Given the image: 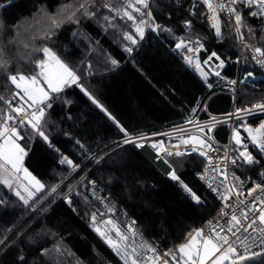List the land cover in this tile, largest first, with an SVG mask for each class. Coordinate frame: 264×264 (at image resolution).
Segmentation results:
<instances>
[{
	"label": "trees",
	"instance_id": "16d2710c",
	"mask_svg": "<svg viewBox=\"0 0 264 264\" xmlns=\"http://www.w3.org/2000/svg\"><path fill=\"white\" fill-rule=\"evenodd\" d=\"M66 2L70 0H0L3 5L0 7V24L3 25L0 28V49L4 52L2 58L9 60L8 70H0V95L11 99L15 92L14 86L6 80L9 73L19 70L29 74L33 69L22 58L28 50L9 41H26L33 34L30 26H34L35 32H42L43 23H36L40 9L45 7L49 13H55ZM195 2L150 0L155 23L172 29V33L146 30L145 38L134 46L131 54L124 51L127 41L121 38L120 32L112 28L106 31L105 22H97L99 16L93 19L81 17L78 24H63L50 41H34L37 47L45 44L51 47L75 67L82 77L81 83L107 113L93 104L80 88L72 86L61 94L64 99L56 100L47 110L48 123L43 129L48 135L47 141L30 129L21 130L24 139L19 143L27 153L23 165L45 185V189L38 194L37 201L29 202V206L0 184V239L7 237L5 244L0 245V264H76V259L83 264H119L90 232L83 198L72 193V206L64 199L58 200L61 193L73 184V178L35 211L50 196L52 186H61V180L73 174L69 165H61V155L82 166L78 174L89 171L88 180L96 181L116 205L124 208L139 230L160 244L163 254L185 242L188 232L206 229L208 221L217 218L222 205L194 176L203 165L202 157L197 154L184 157L178 173L201 197L203 203L197 204L176 181L166 177L145 152H139L134 145L123 148L115 145L125 137L117 123L129 135L173 127L190 117L193 109L200 107L210 96L206 110L215 115L226 114L230 111L231 97L219 94L228 88L217 85L232 80L237 67L236 108L250 107L264 100V80L257 78L260 70L251 60V51L244 47V43H238L230 26L222 28L224 39L218 40L205 22V7L198 4L194 10L197 14H192ZM241 10L248 12L246 8L241 7ZM103 14L110 13L101 9L100 15ZM221 19L226 20L224 14ZM186 20L192 21L191 28L185 26ZM245 20L256 33L250 36L243 29L245 41L264 47V40H261L264 18L245 15ZM114 23L122 30L132 31L130 21L117 18ZM178 37L201 39L207 49L201 52V61L213 51L225 60V67L220 70L223 79L213 74L211 83L216 88L208 90L190 70L183 55L175 50ZM109 56L118 61V67L105 63ZM88 64L92 65L91 74L87 70ZM6 108L7 105L0 101V109ZM261 118L247 123L256 124ZM227 133V127L223 126L215 135L224 143ZM249 147L258 157V163L241 166L238 162L237 166L255 175L264 171V161L254 147ZM73 208L77 211L74 212ZM54 245H60L64 254L53 251L48 256H41V249H52ZM65 250H71L75 258ZM21 255L25 257L23 262L19 259Z\"/></svg>",
	"mask_w": 264,
	"mask_h": 264
},
{
	"label": "snow or ice",
	"instance_id": "6c2138e0",
	"mask_svg": "<svg viewBox=\"0 0 264 264\" xmlns=\"http://www.w3.org/2000/svg\"><path fill=\"white\" fill-rule=\"evenodd\" d=\"M200 3L206 6V18L210 21L216 38L222 41L225 35L222 28L230 26V29L235 31L237 38L244 43V47L252 52L251 59L264 67V47L247 43L244 31H242L246 29L250 36H255V30L246 22L245 15L264 18V0H196L192 5L193 15L197 14L194 10ZM241 6L248 9V12H242ZM101 9L107 10V13L110 14L100 15ZM221 13L224 14L226 20L221 19ZM98 16L97 22L99 23L100 20L105 22L106 31L108 28H112L120 32L121 38L127 41L124 51L128 54H131L134 46L145 38L146 30L172 33V29L155 23L150 0H70V2L61 4L55 13H49L45 7L40 9L36 23H43L42 32H35L34 26H30L33 29V34L26 41H9L11 44H20L28 50L22 58L32 65L33 69L29 74L19 70L9 73L6 80L14 86L16 91L12 93L11 99L0 95V101L7 105L6 109H0V184L14 190L15 195L23 201L24 205L30 206V201H37L38 194L44 191L45 185L23 167V158L27 153L25 147L18 142L24 139L21 130L31 128L33 133L47 141L48 135L43 130L48 123L47 110L53 107L56 100L64 99L61 94L66 88L72 86L80 88L93 104L107 113L96 97L81 83L82 77L75 67L62 59L51 47L46 44L37 47L34 41L37 39L50 41L56 35V30L60 29L63 24H78L81 17L93 19ZM117 18L126 22L130 21L132 31L122 30L119 25L114 23ZM184 24L187 28H191L192 21L186 20ZM2 27L3 25L0 24V28ZM28 30L25 29V31ZM73 35H77V33H73ZM261 40H264V36H261ZM175 50L183 53L184 61L189 66H193L205 81L209 75V72L204 70L205 66H208L215 76L221 77L220 70L225 67V60L213 51L201 61V52L207 51L201 39L178 37ZM33 53L40 55L34 56ZM3 56L4 52L0 49V70L7 71L9 60L3 59ZM109 62L113 67L119 66L118 61L110 56L105 59V63ZM87 70L91 74V64L87 65ZM248 76H251V73H248ZM221 78L223 79V77ZM228 83L235 85L237 81L229 80ZM208 87L211 88L212 85L209 84ZM13 100L16 101L15 104L12 103ZM64 102L71 103L68 100H64ZM254 111L264 112V100L253 103L250 107L237 108L234 113L226 115L229 118L235 116L239 121L243 118L242 114L252 115ZM108 115L110 119L114 120L111 114ZM225 122L217 120L215 117L211 118L210 123L203 125L197 122L196 127L201 135L188 134L178 137L184 150H180V145L173 146L175 151L169 150L164 147L163 141L150 144V147L156 150V158L167 167L166 174L171 180L176 181L197 204L203 203L201 197L184 182L178 173L183 167L185 156L195 153L203 157L206 164L197 175L213 193L217 194L222 202L217 216L221 219L228 217L224 224L215 221V218L209 220L206 226L207 231L204 228H198L188 232L185 242L179 244L176 249H170L160 255L156 248L143 241L142 234L136 228L134 220L122 224L113 219L115 208L106 203L107 197L98 194L94 180L81 177L77 183L83 185L87 182L92 185L91 196L95 201L104 205L106 211L102 212L99 209L90 211L92 201L79 193L75 185L68 187V194L64 196V200L69 206H72L71 194L75 192L82 196L86 209L84 215L88 218L89 227L112 250L122 264H169V261L172 264H225L226 261L229 264H247L248 261L264 257V171L259 172L260 182H252L250 187L244 189L245 182L241 181L234 171L230 172L228 167L229 164L236 166L238 162H241V166L258 163L249 151L247 144L244 143L239 129L243 127L251 138L253 146L258 147L260 152L264 153V122H261L256 128L247 123L237 125L232 132V143L235 147L231 150L226 149L222 157L214 158L209 153L219 151V149L214 147V137L211 133L215 125ZM188 123H193V121L189 119ZM117 127L125 135V144H135L139 148L145 146L139 141L147 140V137L141 135L134 140L118 123ZM179 131L185 132L184 129H179ZM163 135L169 134L164 133ZM230 151L236 155L230 156ZM169 157L179 159L170 160ZM60 163L69 165L72 172L80 169V165L74 164L67 157L61 159ZM66 179L68 178H63L61 183H64ZM59 187L60 185L52 186L48 194L57 192ZM20 189H23V193L27 195H24ZM233 200H235V204L230 203ZM257 204L260 207H257ZM73 211L77 210L73 208ZM237 211H239V215ZM250 214L253 217L251 219ZM245 221L247 223H244ZM249 230L257 235L250 236ZM8 231L11 232L12 229ZM138 237H141L139 242ZM6 239L7 237L0 239V245H4ZM238 246L243 248L242 253L238 250ZM254 247H259L260 250L253 251ZM53 251L61 255L64 254L60 245H54L52 249H41L40 254L48 256ZM65 251L69 256L75 258V254L71 250ZM148 252L151 255H146ZM19 259L23 262L25 257L21 255ZM76 264H83V262L76 259ZM261 264H264V260L261 261Z\"/></svg>",
	"mask_w": 264,
	"mask_h": 264
},
{
	"label": "built area",
	"instance_id": "2783aa9c",
	"mask_svg": "<svg viewBox=\"0 0 264 264\" xmlns=\"http://www.w3.org/2000/svg\"><path fill=\"white\" fill-rule=\"evenodd\" d=\"M196 1V0H195ZM201 5H203L202 3H200ZM204 6V5H203ZM206 9V6H204ZM242 7V6H241ZM243 8V7H242ZM206 13H207V9H206ZM223 13H221L220 15L222 16ZM205 18V22L207 23L208 26L211 27L210 21L206 18V14L204 16ZM212 29V28H211ZM213 31V29H212ZM238 43L241 44L243 43L240 39H238ZM248 43V42H247ZM252 45L256 46V43H249ZM239 55H240V51H239ZM239 55H238V59L237 62L239 61ZM252 56V52L250 54ZM252 60V59H251ZM252 62H254V64H256L257 68H259L260 73L258 75V78L260 80H264V67L260 66L259 64H257L255 61L252 60ZM190 70L194 72V74L199 78V80L205 84V86L207 87L208 90H213L214 88H216L217 86H223L228 88V91H220L218 92L219 94H226L227 96L231 97L232 100V104L230 107V111L227 112L228 113H234L236 108V99H237V87H238V82L235 85H231L228 83V81L224 82V83H220L217 86H213L212 85V79H213V73L210 69L207 68V66L204 67V70L209 72L207 81H205V79L203 77H201V75L199 74V72H197L195 70V68L193 66H189ZM238 68V67H237ZM236 68V72H235V77L232 80H236L238 81V69ZM211 84L212 87H208V85ZM211 97V96H210ZM208 97L206 99V101L203 102V104L198 107L197 109H195V112L188 117L184 122L173 126V127H168V128H164V129H160L157 131H153V132H146V133H140V134H136V135H129L132 139H136L137 137L143 135L145 137H147V140H143V141H139L140 143H143L145 146L142 148H139V152H145L148 156V158L153 162V164L156 165V167L166 176L169 177L166 172H167V167L156 158V150H154L152 147H150V144L155 142V143H159L161 141H163L164 147L168 148L169 150H173L175 151L176 149L173 147L175 145H180V139H178V137L181 136H186L188 134H193V135H201L198 132V129L196 127V123L198 122L199 124L203 125L205 123H210L211 122V118L215 117L217 120H221V121H226L225 123H220L215 125L213 132L211 133V135L214 137V147L219 149V151H213L210 152L209 155H211L214 158H219L222 157L224 154V151L226 149L231 150L232 148V131L234 128V125L238 122H243V121H248V120H252V119H257V118H261L264 117V112H259V111H254V113L252 115H248V114H242V120H236L235 116L232 117H228L226 114H220V115H215V114H211L208 112V110H206V104L208 99L210 98ZM191 119L193 121V123H188V120ZM226 126L228 133L227 135V141L226 142H221L219 141V139L216 137V132L220 127ZM32 130L31 128H27ZM179 129H184L185 132H181L179 131ZM24 130V129H22ZM164 133H167L169 135H163ZM36 135V134H35ZM37 136V135H36ZM125 137L121 138V140H119L117 143H115V145H120L119 148H123V147H127V146H132L135 144H125L124 143ZM247 146H251L248 145ZM255 151L261 156V159L264 161V153H261L259 148L256 146H253ZM180 150H184V146L180 145ZM195 154V153H193ZM192 154V155H193ZM230 156H233V152L230 151L229 152ZM64 157H66L65 155H61L60 161L61 159H63ZM186 157V156H185ZM169 158H175V157H169ZM202 162L203 165L201 167V169L197 172L200 173L204 167V165L206 164L205 159L202 157ZM62 165V164H61ZM84 166V165H83ZM230 172L234 171L235 174L240 178L241 181H244V189H247L248 187H250L252 185V182H260L261 178L259 176V173H256L255 175H253L252 173H250L249 171H245L244 169H240L237 165L236 166H232V165H228ZM82 169V166H80V169H78L76 172H73V174L66 179L65 183H62V185L57 189V191H59L61 188H63V186L68 182V180L72 179L74 182L71 186L75 185L77 188V191L81 194H83L84 196H87L88 199L90 201H92V207L91 210H96L99 209L100 211H106V209L104 208V205H102L99 201H95L93 199V197L91 196V190H92V185L87 184V182H85L83 185L78 184L77 182L80 181L81 177H86L88 180V172L84 173V174H78L79 171ZM261 172V171H260ZM197 173L194 175L197 180L200 182V184L203 186V188H205L217 201L222 205L221 200L218 198L216 193H213L206 185L205 182L201 181L197 175ZM170 178V177H169ZM90 180V179H89ZM96 182V181H95ZM96 189L98 191V194L102 197H107L106 203H109L111 206H114L115 208V215L113 216V219L118 220L119 222H121L122 224L124 223H130L131 221H133L134 219L130 217V214L122 207H119L118 205H116L115 200L108 194H106L105 192H103L104 190L98 185V183L96 182ZM62 195L60 196V198L58 200L64 199V196L66 194H68V189L66 191H64L63 193H61ZM75 196L78 197H82L81 195H77L75 192L73 193ZM243 198V197H241ZM251 199V198H249ZM230 203L235 204V200L230 201ZM244 207V206H242ZM257 207H260L259 204H257ZM230 211V210H228ZM237 214L239 215V211H237ZM253 218L250 214V219ZM228 219V217H225L224 219H221L220 217L217 216V218L215 219V221H218L220 224H224L225 220ZM214 221V222H215ZM244 223H247V221H245ZM136 228L139 230V228L137 227V225H135ZM88 228L90 230V232H92L102 243L103 245L106 246V248L110 251V253L114 256V258H116V260L119 262V264H122V262L118 259V257H116L114 255V253L112 252V250L97 236V234L89 227L88 224ZM205 231H207V227L205 229ZM139 232L142 234V239L143 241H146L148 244H150L152 247L156 248L158 254L163 255V252L161 250L160 244L156 243L155 240H151L149 238H147L142 232L141 230H139ZM249 235L250 236H255L257 235V233L252 232L251 230H249ZM141 239V237H138L137 240L139 242V240ZM234 239V238H233ZM238 250L242 253L243 252V248L238 246ZM253 251H259V247H254L252 249ZM146 255H151L150 252L146 253Z\"/></svg>",
	"mask_w": 264,
	"mask_h": 264
},
{
	"label": "rangeland",
	"instance_id": "374dc122",
	"mask_svg": "<svg viewBox=\"0 0 264 264\" xmlns=\"http://www.w3.org/2000/svg\"><path fill=\"white\" fill-rule=\"evenodd\" d=\"M210 27V26H209ZM211 28V27H210ZM214 32V31H213ZM215 35V34H214ZM182 55H183V53H181ZM183 58V57H182ZM258 78V77H257ZM259 79V78H258ZM237 89H238V87H237ZM194 113V112H193ZM253 120V119H252ZM261 122H264V117H262L261 119H259V121L256 123V124H251V123H247V121L245 122V121H241L240 123L238 122V123H236L235 125H234V128H236L237 127V125H240V124H244V123H247V124H249L251 127H253V128H256V127H258L259 126V124L261 123ZM233 128V129H234ZM240 134H241V137H242V139H243V141H244V143L245 144H248V145H252V147H253V144H252V142H251V138L248 136V133L247 132H245L244 131V129H243V127H241L240 129ZM233 132V131H232ZM231 135H232V133H231ZM235 147V145L232 143V149ZM249 149V148H248ZM249 151L252 153V151L249 149ZM233 155H236V153H234L233 152ZM254 156V155H253ZM23 167H24V165H23ZM25 168V167H24ZM28 172H30L29 170H28ZM31 173V172H30ZM32 174V173H31ZM22 175V174H21ZM32 176H34L33 174H32ZM35 177V176H34ZM36 179H37V177H35ZM37 180H39V179H37ZM7 187V186H6ZM8 188V187H7ZM9 189V188H8ZM21 190V192L23 193V189H20ZM14 194H15V191L14 190H11ZM55 193H57V192H55ZM55 193H51V195L49 196V197H47L45 200H44V202L40 205V206H38L36 209H35V211L36 210H38L40 207H42V205H44L45 203H47L53 196H55L56 194ZM24 195H27L26 193H23ZM225 263H229L228 261H226ZM169 264H172V262L171 261H169Z\"/></svg>",
	"mask_w": 264,
	"mask_h": 264
},
{
	"label": "water",
	"instance_id": "95a60500",
	"mask_svg": "<svg viewBox=\"0 0 264 264\" xmlns=\"http://www.w3.org/2000/svg\"><path fill=\"white\" fill-rule=\"evenodd\" d=\"M262 260H264V257H261V258L255 260V261H248L247 264H261Z\"/></svg>",
	"mask_w": 264,
	"mask_h": 264
},
{
	"label": "crops",
	"instance_id": "0c3cea01",
	"mask_svg": "<svg viewBox=\"0 0 264 264\" xmlns=\"http://www.w3.org/2000/svg\"><path fill=\"white\" fill-rule=\"evenodd\" d=\"M14 91H16V89L14 90ZM232 101V100H231ZM21 141V140H20ZM20 141H18V142H20ZM250 149V148H249ZM253 155H254V157L257 159V161H259L258 160V157L254 154V153H252ZM23 160H24V158H23ZM226 264V263H225Z\"/></svg>",
	"mask_w": 264,
	"mask_h": 264
}]
</instances>
